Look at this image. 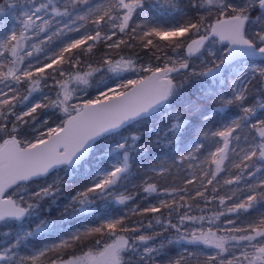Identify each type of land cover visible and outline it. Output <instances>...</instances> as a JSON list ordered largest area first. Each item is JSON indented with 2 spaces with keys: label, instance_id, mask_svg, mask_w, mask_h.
Returning <instances> with one entry per match:
<instances>
[{
  "label": "snow or ice",
  "instance_id": "6c2138e0",
  "mask_svg": "<svg viewBox=\"0 0 264 264\" xmlns=\"http://www.w3.org/2000/svg\"><path fill=\"white\" fill-rule=\"evenodd\" d=\"M0 229V264H264V0L0 3Z\"/></svg>",
  "mask_w": 264,
  "mask_h": 264
},
{
  "label": "trees",
  "instance_id": "16d2710c",
  "mask_svg": "<svg viewBox=\"0 0 264 264\" xmlns=\"http://www.w3.org/2000/svg\"><path fill=\"white\" fill-rule=\"evenodd\" d=\"M4 0H0V3H3ZM92 86L95 87V79L91 82ZM91 91V89H90ZM185 169H187V164H185ZM79 182V181H77ZM55 207V206H54ZM114 207L119 208V205H114ZM52 217L56 218L57 220H59V213L57 211H53L52 212ZM152 217L149 215L147 217H145V223L147 222L148 219H151ZM133 220L135 219H140V217H132ZM84 223H87V221H84ZM80 226V222L76 221L75 218L72 221H61L60 222V227L65 231H70V230H74L76 227ZM0 231H3V229H0ZM59 239L60 236L58 234H51L49 237H45L43 240H41L39 237L34 238V240L36 241V246L37 247H44L47 246L48 244H52V243H59ZM94 239V238H92ZM92 239H90L88 241L89 246H91L92 243ZM189 251H195L196 248L193 245H187ZM82 250H87L86 248H82V246H73L72 248L67 249L66 251L69 253L75 252V254L79 255L81 254ZM182 251V248L180 245H175L173 251L171 252V255L176 257L179 255V253ZM193 264H195V262H193Z\"/></svg>",
  "mask_w": 264,
  "mask_h": 264
}]
</instances>
